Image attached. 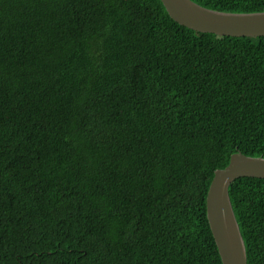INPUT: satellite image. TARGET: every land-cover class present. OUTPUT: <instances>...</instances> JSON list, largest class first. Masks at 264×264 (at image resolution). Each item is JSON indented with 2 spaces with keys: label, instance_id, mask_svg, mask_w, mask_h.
<instances>
[{
  "label": "trees",
  "instance_id": "1",
  "mask_svg": "<svg viewBox=\"0 0 264 264\" xmlns=\"http://www.w3.org/2000/svg\"><path fill=\"white\" fill-rule=\"evenodd\" d=\"M237 151L264 156V36L161 0H0V264H223L206 197ZM229 193L264 264V178Z\"/></svg>",
  "mask_w": 264,
  "mask_h": 264
},
{
  "label": "water",
  "instance_id": "2",
  "mask_svg": "<svg viewBox=\"0 0 264 264\" xmlns=\"http://www.w3.org/2000/svg\"><path fill=\"white\" fill-rule=\"evenodd\" d=\"M170 16L193 30L224 36H264V10L219 11L194 0H161ZM264 178V156L231 154L225 168L216 169L206 197L207 218L223 264H248L247 249L229 188L239 177Z\"/></svg>",
  "mask_w": 264,
  "mask_h": 264
}]
</instances>
